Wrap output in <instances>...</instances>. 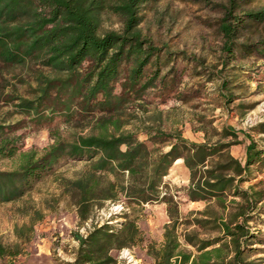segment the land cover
<instances>
[{"label": "trees", "instance_id": "16d2710c", "mask_svg": "<svg viewBox=\"0 0 264 264\" xmlns=\"http://www.w3.org/2000/svg\"><path fill=\"white\" fill-rule=\"evenodd\" d=\"M152 1L0 0V61L23 65L35 60L50 70L36 73L32 97L11 101L27 115L26 127H48L53 139L42 151L21 153L18 170H0V205L24 197L61 160L85 161V171L64 181L82 221L89 219L93 205L121 197L129 205L167 204L164 242L148 247L154 264H263L264 257L252 259V254L264 252L253 247L264 246V180L243 185L257 179L255 172H264V148L244 133L249 143L243 162L231 152L242 141L240 132L230 127L214 129L215 140L205 130L204 143L150 126L143 127L147 140H140L138 132L129 129L145 121L148 111L137 104L150 89L159 90L166 101L187 102L177 91V79H170L181 53L157 47L140 29L142 6ZM243 1L249 0H228L222 7L224 67L239 50L264 56V38L239 43L247 26L264 22V8L238 14ZM106 12L122 19L119 31L101 30ZM227 85L224 81L221 88ZM220 96L229 102L234 98L222 92ZM133 106L144 111L143 116ZM57 119L76 131L63 136L52 127ZM8 128L0 124V160L22 150L19 137H7ZM255 130L264 134V123ZM165 146L169 149L161 150ZM179 160L190 175L188 201L206 203L185 217L176 197L165 191V178ZM126 218L120 225L106 222L93 225L85 236L77 234L70 264H123L114 252L143 241L136 223Z\"/></svg>", "mask_w": 264, "mask_h": 264}, {"label": "rangeland", "instance_id": "374dc122", "mask_svg": "<svg viewBox=\"0 0 264 264\" xmlns=\"http://www.w3.org/2000/svg\"><path fill=\"white\" fill-rule=\"evenodd\" d=\"M228 0H156L142 6L143 35L157 47L171 53H181L174 62L175 71L170 79L178 81V92L187 102L168 99L157 89H150L135 109L145 121L138 120L129 129L138 132L140 140H147L143 127L150 126L166 133L180 132L184 138L195 143H204L205 130L215 140L214 129L230 127L240 132L241 144L233 146L234 157L246 159L249 143L244 133L250 134L264 148V134L255 130L264 123V56L255 53L246 55L240 50L233 58H227L223 66L221 57L222 37L219 23L223 18L222 7ZM264 8V0L243 1L238 14ZM122 19L110 12L102 16L104 31H119ZM264 38V22L247 26L239 43H255ZM166 69L164 72H166ZM38 71L50 74V70L35 60L23 65H6L0 61V124L10 126L7 137H19L22 150L11 159L0 160L1 171L18 170L21 153L30 150L42 151L53 143L48 127H26L28 117L17 111L13 97H32L35 76ZM228 81L226 87L221 85ZM117 85V92H120ZM227 98L234 95L233 100ZM25 121L17 125L19 121ZM144 122V123H143ZM63 136L76 130L67 128L60 119L52 125ZM85 130L84 133H87ZM151 146V144H149ZM152 147V146H151ZM169 147H161L167 151ZM87 162L61 160L54 168L35 183L32 190L17 201L0 205V264H70L78 247L76 235L85 236L93 225L117 224L133 220L141 231L143 241L135 246L114 252L123 264H154L148 255L151 244L164 242L165 226L169 223L167 204L152 203L129 205L125 198L117 202L107 201L102 206L90 208L89 219L82 221L73 198L65 190V180L75 179L85 171ZM256 180H264V172H255ZM168 191L180 203L182 216L205 208L204 202H190L186 188L190 175L183 163L175 164L165 178ZM264 233V232H263ZM264 248V246H253ZM192 251V247H188ZM252 259L264 257V252L252 254ZM264 264V263H263Z\"/></svg>", "mask_w": 264, "mask_h": 264}, {"label": "crops", "instance_id": "0c3cea01", "mask_svg": "<svg viewBox=\"0 0 264 264\" xmlns=\"http://www.w3.org/2000/svg\"><path fill=\"white\" fill-rule=\"evenodd\" d=\"M183 163L182 160L177 161L175 164Z\"/></svg>", "mask_w": 264, "mask_h": 264}]
</instances>
